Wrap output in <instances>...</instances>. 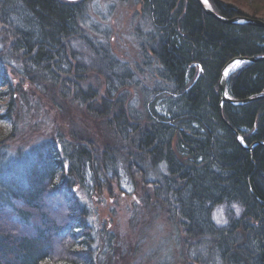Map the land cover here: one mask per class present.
<instances>
[{"label": "trees", "instance_id": "1", "mask_svg": "<svg viewBox=\"0 0 264 264\" xmlns=\"http://www.w3.org/2000/svg\"><path fill=\"white\" fill-rule=\"evenodd\" d=\"M129 1L143 23L135 73L147 85L82 30L89 0H0V102L12 68L49 102L76 105L117 145L44 141L0 156V264L50 263L53 255L58 264H94L100 249L75 188L111 195L120 170L149 192L144 207L180 230L184 260L264 264V98L237 104L264 96V60L227 76L226 95L237 105L221 102L218 85L228 62L264 57V29L220 22L197 0ZM209 9L222 20L245 18L217 0ZM91 75L103 79L102 95ZM14 103L0 122L14 117ZM47 197L53 213L44 210Z\"/></svg>", "mask_w": 264, "mask_h": 264}, {"label": "rangeland", "instance_id": "2", "mask_svg": "<svg viewBox=\"0 0 264 264\" xmlns=\"http://www.w3.org/2000/svg\"><path fill=\"white\" fill-rule=\"evenodd\" d=\"M210 1L201 0V3L209 8ZM217 1L240 10L245 18L264 22V0ZM137 10L138 6L129 0L125 3L115 0H89L87 18L80 26L98 46H103L106 42L111 54L134 72L136 81L147 85L146 81H141L143 78L148 79L144 77L145 74L141 77L135 73V66L138 67L141 62L136 29L143 26ZM3 41L5 40L0 30L2 51ZM242 65L240 62L233 64L227 69V76ZM6 71L10 75L12 85L9 92L3 89L6 96L3 102H0V115L5 113L11 101L15 102L16 109L10 122H0L1 157L12 156L17 151H26L44 141L54 144L83 141L98 151L117 146L113 134L97 121L86 117L76 105L59 100L51 103L43 94L34 92L32 86L15 76L12 68ZM89 78L88 82L99 88L102 95L103 79L97 75H91ZM127 93L129 98L134 97L132 88H129ZM119 172L121 188L112 186L111 195L103 191L100 198L95 194L89 197L75 188L77 198L87 209V221L92 231L94 247L97 251L100 249L94 264H191L190 261L184 260L186 252L183 249L180 230L176 232V228L171 227L162 212L144 207V194L149 192L130 185L124 171ZM44 201V210L50 208L48 211L52 212L53 200L47 197ZM57 214L65 216L64 207L59 208ZM215 215L216 221H221L224 217L219 212ZM108 240L111 241L110 248L106 246ZM105 246L108 249H105ZM58 259L57 255H53L52 262L43 264H58Z\"/></svg>", "mask_w": 264, "mask_h": 264}, {"label": "water", "instance_id": "3", "mask_svg": "<svg viewBox=\"0 0 264 264\" xmlns=\"http://www.w3.org/2000/svg\"><path fill=\"white\" fill-rule=\"evenodd\" d=\"M197 1L208 16H210L211 18L213 17L214 19L219 20L220 22H225L227 24H233V25L234 24H240L239 22H241L242 24H247V25H250L253 27H260V28L264 29V22L259 20V19H248V18L241 19L238 17H234L231 20H224V19L222 20L213 11H211L208 7L203 6V4L201 3V0H197ZM259 60H264V57L263 58H257V59L256 58L235 59L231 62H228V64L225 66V68L221 72V76H220L219 83H218L222 103L228 102L231 104H236V103H233L230 100V98H228V96L226 95V85L225 84H226L227 76H225L224 73L227 71V69L230 68L236 62H240L242 64H245L246 62L255 63ZM259 98H264V96H259V97H255V98H248V100L238 102L237 104H247L248 102L259 100Z\"/></svg>", "mask_w": 264, "mask_h": 264}, {"label": "snow or ice", "instance_id": "4", "mask_svg": "<svg viewBox=\"0 0 264 264\" xmlns=\"http://www.w3.org/2000/svg\"><path fill=\"white\" fill-rule=\"evenodd\" d=\"M237 63H239V62H237ZM224 75L227 76V75H228V72L226 71V72L224 73Z\"/></svg>", "mask_w": 264, "mask_h": 264}]
</instances>
